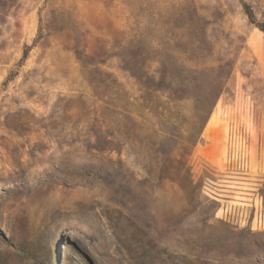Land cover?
I'll return each instance as SVG.
<instances>
[{
    "label": "rangeland",
    "instance_id": "rangeland-1",
    "mask_svg": "<svg viewBox=\"0 0 264 264\" xmlns=\"http://www.w3.org/2000/svg\"><path fill=\"white\" fill-rule=\"evenodd\" d=\"M257 25L264 0H0V264H264Z\"/></svg>",
    "mask_w": 264,
    "mask_h": 264
},
{
    "label": "trees",
    "instance_id": "trees-1",
    "mask_svg": "<svg viewBox=\"0 0 264 264\" xmlns=\"http://www.w3.org/2000/svg\"><path fill=\"white\" fill-rule=\"evenodd\" d=\"M244 13L247 16V18L249 19V21L251 23H255V17L254 14L251 10V8L247 5H244ZM261 30L264 31V25H257ZM168 162V159H167ZM171 165L174 164V167H171L172 173H170L171 175L168 178L169 181L177 184L180 187H184V185L187 183L189 185L192 184L191 179H187V176L183 175V170L186 171L187 173V168H186V161L185 160H181V159H169V162ZM186 168V170H185ZM162 174H164V171H161ZM186 182V183H185Z\"/></svg>",
    "mask_w": 264,
    "mask_h": 264
},
{
    "label": "built area",
    "instance_id": "built-area-1",
    "mask_svg": "<svg viewBox=\"0 0 264 264\" xmlns=\"http://www.w3.org/2000/svg\"><path fill=\"white\" fill-rule=\"evenodd\" d=\"M232 139H233V134H232V131H231L230 132V136H229V147H230V150L228 152L227 164H230V163H232L234 161H238L239 167L245 168L246 165H247L246 153H245V141H244V139H242V143H241V145H239V150L236 151V150L231 148ZM261 226L264 229V219H263L262 225H261V223L259 224V229L261 228ZM252 228H254V227H252Z\"/></svg>",
    "mask_w": 264,
    "mask_h": 264
},
{
    "label": "crops",
    "instance_id": "crops-1",
    "mask_svg": "<svg viewBox=\"0 0 264 264\" xmlns=\"http://www.w3.org/2000/svg\"><path fill=\"white\" fill-rule=\"evenodd\" d=\"M213 131H214V127L210 126L208 129V133H207V138H203V142H202V149L205 153L206 159L209 163H211L214 154V140H212L213 137Z\"/></svg>",
    "mask_w": 264,
    "mask_h": 264
}]
</instances>
